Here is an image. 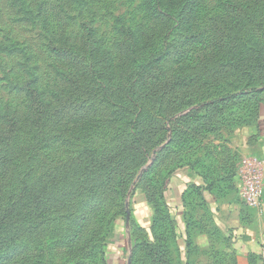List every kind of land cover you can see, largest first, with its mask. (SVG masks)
<instances>
[{
	"label": "rangeland",
	"instance_id": "rangeland-1",
	"mask_svg": "<svg viewBox=\"0 0 264 264\" xmlns=\"http://www.w3.org/2000/svg\"><path fill=\"white\" fill-rule=\"evenodd\" d=\"M187 12L185 0H0V218L54 181L43 214L19 210L21 230L0 229V264H108L119 251L122 264H264L211 208L235 204L260 233L230 144L264 105V0ZM58 97L63 121L30 125L36 101Z\"/></svg>",
	"mask_w": 264,
	"mask_h": 264
},
{
	"label": "trees",
	"instance_id": "trees-1",
	"mask_svg": "<svg viewBox=\"0 0 264 264\" xmlns=\"http://www.w3.org/2000/svg\"><path fill=\"white\" fill-rule=\"evenodd\" d=\"M187 2V8H188V16H192L195 12V9L198 5V2L200 0H185ZM234 8H236V6H234ZM90 41V38L89 40ZM69 49V48H68ZM82 51V50H81ZM105 51H102L101 53H104ZM74 53H78V50L74 49ZM105 59H107L108 57V53H105ZM67 64H69L71 67H75V66H79V61L73 57L72 54L67 55L65 53L64 55V59H63ZM80 73L78 71H74L72 74H70L69 76L66 77L67 82L70 84L71 86L77 89H83L81 82L77 81V76ZM97 89H99L101 91V86H97ZM251 94L254 93V90H252L250 92ZM240 95H244L242 93H240ZM264 95V93H263ZM256 96V95H255ZM61 97V95H60ZM251 98V97H250ZM57 104H52L51 101H47L44 98H41L39 102L36 101V105L34 110L32 111V113L34 115H36V118H32L30 120V125H36V126H40L43 127V129H45L44 127L47 126V124L49 123L50 120H55L58 121L59 123L63 121L64 116H66L68 113V107L65 103V100L63 98H57ZM59 104L60 107H56ZM137 123L135 125L134 128H136ZM15 127H10V133H12V131L14 130ZM137 135L138 133L136 131H134ZM136 134H131V141L133 142V144L135 145H140V138L136 135ZM0 138H5V136L0 137ZM102 158V157H100ZM98 158L96 159L95 165L93 168H97L95 169L96 172H100L103 170L104 166H108L110 167V163L109 161L106 162V165H103L102 160ZM93 159H90V157H86L85 158V162L88 161H92ZM187 168V167H186ZM185 170L183 167H180L178 170H173L170 175L174 176L175 174H177L179 171H183ZM56 173V172H53ZM101 173V172H100ZM53 175V174H52ZM55 176V175H54ZM171 176H169L168 178V182L171 178ZM201 180L204 181V186H202L203 188L208 189V187L206 186V180L205 177H200ZM54 181L52 180V178H50L49 181V185L52 186ZM48 186H43L42 190L38 191L39 194H34V193H28L26 198L24 199V194L21 196H18L15 200L12 201V204H10L9 206H7V209H5V215L3 217L0 218V229L2 230H14V232H17L18 230H21L22 228V221L20 219H18V217L22 214L20 213V211H24L27 210L29 212H31L35 217L39 216L40 214H43V210L45 205L47 204V197L46 195H48V193L50 194V189L48 188ZM197 189L199 188V185H197V183L194 182L193 184ZM201 187V189H202ZM201 192L202 193V191ZM186 190V189H185ZM182 193V200L184 197V192ZM47 191H49L47 193ZM25 192H30V191H25ZM182 200L180 202H182ZM20 210V211H19ZM33 224V223H32ZM3 235H0V244L4 241L5 237H1ZM233 236V235H232ZM76 239V238H75ZM72 239V240H75ZM111 243V242H110ZM108 252V251H107ZM120 252V251H119ZM110 253V252H109ZM117 254V253H116ZM18 254V256L14 259H12L11 261H9L8 264H15L17 263V260L19 257H21V255ZM107 255V254H106ZM115 256V255H114ZM108 258V255H107ZM113 256L110 255V260L108 258V264H114L112 261Z\"/></svg>",
	"mask_w": 264,
	"mask_h": 264
},
{
	"label": "crops",
	"instance_id": "crops-1",
	"mask_svg": "<svg viewBox=\"0 0 264 264\" xmlns=\"http://www.w3.org/2000/svg\"><path fill=\"white\" fill-rule=\"evenodd\" d=\"M252 136L253 141H249V138ZM251 142V143H250ZM231 146V151L233 154V157L235 158L236 156V163L237 167L240 166L246 159L250 157H257L261 160L264 161V105L262 106V110L260 111V118L258 122L256 123V126H254L252 129L251 128H244L241 131H238L236 136L233 138L232 143L230 144ZM233 158V159H234ZM237 167H236V172L234 169H232V172L229 174L236 175L237 174ZM182 176L179 180L177 178H173L171 180V185L173 188H179V194L183 190H185V185L188 184L190 181V176H188V172L183 170ZM224 173H222L223 175ZM231 176V177H232ZM218 179H223V177L218 178ZM176 181V182H175ZM194 182L199 185V187L204 186V181L201 180V178L196 177V179L193 180ZM220 181V180H219ZM177 183H180V187L177 185ZM227 188V187H226ZM204 194V190H202V195ZM207 199H209V196L207 195ZM212 210L214 213L220 214L223 211L227 212L226 218L231 220L227 221L223 220V224H230L232 226L233 233L237 236V243L241 247L240 249L243 250L245 253L248 252H253L257 255L263 256L264 255V196H263V205L261 207V213L258 214L255 213V219L257 224L259 225L260 233L259 234H250L246 230L242 228V226L239 223V210L235 204H230L227 203L221 207L214 206L212 204L211 206ZM260 211V210H258ZM221 218V216H220ZM222 219V218H221ZM262 225V226H261ZM231 229V227H228ZM235 229L238 231L235 233ZM244 230V233H241V231ZM112 261L114 264H122V255L121 253H117L113 258Z\"/></svg>",
	"mask_w": 264,
	"mask_h": 264
},
{
	"label": "built area",
	"instance_id": "built-area-1",
	"mask_svg": "<svg viewBox=\"0 0 264 264\" xmlns=\"http://www.w3.org/2000/svg\"><path fill=\"white\" fill-rule=\"evenodd\" d=\"M242 199L251 208L261 209L264 193V161L249 158L240 170Z\"/></svg>",
	"mask_w": 264,
	"mask_h": 264
},
{
	"label": "water",
	"instance_id": "water-1",
	"mask_svg": "<svg viewBox=\"0 0 264 264\" xmlns=\"http://www.w3.org/2000/svg\"><path fill=\"white\" fill-rule=\"evenodd\" d=\"M145 170H146V169H143V170H142V173H143Z\"/></svg>",
	"mask_w": 264,
	"mask_h": 264
}]
</instances>
